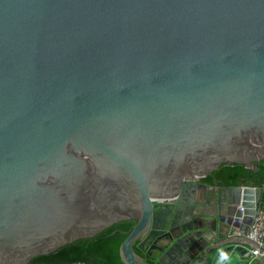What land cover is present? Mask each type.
Here are the masks:
<instances>
[{
	"label": "water",
	"instance_id": "water-1",
	"mask_svg": "<svg viewBox=\"0 0 264 264\" xmlns=\"http://www.w3.org/2000/svg\"><path fill=\"white\" fill-rule=\"evenodd\" d=\"M263 161L264 0H0V264L126 221L122 264H264L214 175Z\"/></svg>",
	"mask_w": 264,
	"mask_h": 264
},
{
	"label": "trees",
	"instance_id": "trees-1",
	"mask_svg": "<svg viewBox=\"0 0 264 264\" xmlns=\"http://www.w3.org/2000/svg\"><path fill=\"white\" fill-rule=\"evenodd\" d=\"M256 168L243 164L223 165L214 175L230 186L264 187V161ZM133 225L127 221L120 222L94 238L79 240L55 253L36 257L31 264H88L92 259L105 260L107 264H122L119 251L127 238L123 231L129 232Z\"/></svg>",
	"mask_w": 264,
	"mask_h": 264
},
{
	"label": "built area",
	"instance_id": "built-area-1",
	"mask_svg": "<svg viewBox=\"0 0 264 264\" xmlns=\"http://www.w3.org/2000/svg\"><path fill=\"white\" fill-rule=\"evenodd\" d=\"M248 237L257 243L259 246L264 245V205L261 204L256 212L253 222L248 231ZM261 254L260 247H254L250 255L252 257H259Z\"/></svg>",
	"mask_w": 264,
	"mask_h": 264
},
{
	"label": "crops",
	"instance_id": "crops-1",
	"mask_svg": "<svg viewBox=\"0 0 264 264\" xmlns=\"http://www.w3.org/2000/svg\"><path fill=\"white\" fill-rule=\"evenodd\" d=\"M251 187V186H250ZM256 188H260L262 190L261 193V204L264 205V187H256ZM246 217V224H247V232L249 231L250 225L253 222V211H250L245 215ZM251 250L249 251V253L246 256L243 257H239V260L242 262V264H261L260 263V256L259 257H252L250 255Z\"/></svg>",
	"mask_w": 264,
	"mask_h": 264
},
{
	"label": "flooded vegetation",
	"instance_id": "flooded-vegetation-1",
	"mask_svg": "<svg viewBox=\"0 0 264 264\" xmlns=\"http://www.w3.org/2000/svg\"><path fill=\"white\" fill-rule=\"evenodd\" d=\"M209 179H207V180H205L204 182H207ZM170 207H169V205H168V202L166 201V200H159V201H156L155 203H154V205H153V210H154V212L155 211H157V212H166V211H168V209H169ZM127 222H131V223H134V225H135V222H133V221H127ZM134 225H133V227H134ZM132 227V228H133ZM132 230V229H131ZM130 230V231H131ZM129 231V232H130ZM123 233L126 235V231H123ZM128 233V232H127ZM127 236V235H126ZM126 240V239H125ZM138 252H140L139 250H138ZM108 257V256H107ZM103 258V257H102ZM105 259V258H104ZM105 260H99V259H92L91 261H90V263H88V264H98L99 262L100 263H102V264H107V263H105L104 262ZM73 264H85V263H73Z\"/></svg>",
	"mask_w": 264,
	"mask_h": 264
}]
</instances>
